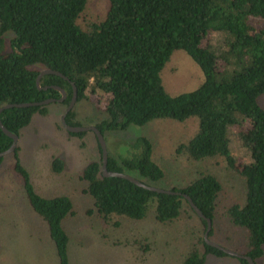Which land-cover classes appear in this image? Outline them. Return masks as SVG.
<instances>
[{"label": "trees", "instance_id": "1", "mask_svg": "<svg viewBox=\"0 0 264 264\" xmlns=\"http://www.w3.org/2000/svg\"><path fill=\"white\" fill-rule=\"evenodd\" d=\"M87 2L0 0V107L59 98L58 90L36 85V76L44 68L67 77L47 73L40 79L41 86L62 87L66 93L63 101L5 108L0 113L1 122L20 137L35 116L52 113L51 104L62 113L72 97L73 85L76 103L92 94L106 97L105 117L95 123L104 137L106 131L123 130L130 124L196 117L197 130L179 142L175 152L192 161L222 157L242 178L243 201L227 205L223 215L244 230L241 252L258 264L264 257V107L258 101L264 92V0H108L101 19L84 21ZM9 31L13 33L10 49L4 51L3 36ZM209 33H218L221 46L203 44ZM176 49L184 50L198 64L204 78L195 89L171 95L160 74ZM65 121L81 125L73 107ZM243 121L248 125L239 129L237 136L251 161L239 167L232 152L231 129ZM56 123L69 136L86 133L68 131L60 119ZM11 142L0 128V151ZM97 145L99 159L87 162L76 173L83 183L82 192L91 200L89 213L107 221L112 216L141 220L150 212L157 222L166 223L189 211L202 223L203 232L191 243L181 264H205L208 254H226L204 241L206 220L184 196L210 218V238L219 216L222 188L215 174L200 171L183 185L167 187L178 194L156 192L126 178L104 176L99 142ZM20 150L17 143L8 170L21 177L27 203L45 224L58 264H75L68 252L71 232L66 226V219L75 217L73 201L69 195L40 192L21 162ZM125 152L108 153L107 169L134 172L132 176L154 186L166 180L165 170L152 156L150 139L136 138ZM3 159L1 156L0 165ZM50 166L53 172L61 173L64 162L54 156ZM239 259L241 264H249L245 258Z\"/></svg>", "mask_w": 264, "mask_h": 264}, {"label": "rangeland", "instance_id": "2", "mask_svg": "<svg viewBox=\"0 0 264 264\" xmlns=\"http://www.w3.org/2000/svg\"><path fill=\"white\" fill-rule=\"evenodd\" d=\"M108 0H88L82 14L84 21L101 19ZM11 31L3 36L4 51L10 49ZM203 44L221 46L218 33H209ZM165 90L175 95L195 89L203 81L198 64L182 49L173 51L161 70ZM264 107V92L258 98ZM106 97L96 94L74 103L75 118L81 125L89 126L105 117ZM52 113L47 117L35 116L23 129L17 143L21 162L29 170L31 180L45 195H69L75 207V217L66 219L71 232L68 244L70 259L75 264H181L191 243L202 234L203 225L189 211L166 223L157 222L153 213L141 220L112 216L104 221L88 212L90 198L82 192L83 183L77 171L92 159H99L98 140L93 131L81 137L69 136L57 128L61 112L51 104ZM57 109V110H56ZM63 112V111H62ZM247 121L231 129L232 152L236 165L241 167L251 161L249 151L239 141L237 131L245 128ZM198 127L194 116L184 121L155 119L145 125L130 124L126 129L105 132L107 152L126 153L125 147L136 138L150 139L152 156L165 170L166 180L157 182L158 187L183 185L200 171L215 174L222 185L218 195L219 216L210 237L222 246L242 253L244 230L235 227L223 215L224 208L243 201L242 178L227 167L222 157H210L201 161L189 160L178 155L177 144L185 141ZM130 150H134L130 148ZM56 156L63 160L61 173L52 171L50 162ZM13 160L12 152L6 154L0 165V264H58L54 246L43 221L30 209L23 192L21 177L8 170ZM130 175H135L130 172ZM114 222H118L114 225ZM200 251L204 249L200 245ZM205 264H241L238 257L225 255L206 256ZM264 264V257L258 261Z\"/></svg>", "mask_w": 264, "mask_h": 264}, {"label": "water", "instance_id": "3", "mask_svg": "<svg viewBox=\"0 0 264 264\" xmlns=\"http://www.w3.org/2000/svg\"><path fill=\"white\" fill-rule=\"evenodd\" d=\"M47 73L57 74V75L65 78V79L67 77L63 73H61L60 71L54 70V69H49V68H44V69L40 70V72L36 76V85L38 86V88H43V89H47L48 87L54 88L61 93V96L59 98L48 97V98H45V99L40 100V101L6 103L0 107V113L3 109L9 108V107H26V106H30V105L49 104V103L54 102V101H60V102L63 101L66 97V93L62 87L57 86V85H50V86H41L40 85L41 77ZM75 101H76V88L73 85L72 97H71L69 103L67 104V106L65 107L64 111L62 112V114L60 116L61 123L70 132H80V131L92 130L96 134L97 140H98L100 148H101V171H102V174L104 176H118V177L126 178V179L134 182L135 184H137L141 187H144V188H147L149 190L156 191V192L169 193V194L180 193V192H176V191H173L171 189H168V188H162V187L154 186L151 184H147L145 182H142L138 178H136L130 174L124 173V172L108 170L107 166H106L107 165L108 152H107L106 141H105V138H104L102 132L95 125H89V126L70 125L65 121V116L68 113V111L73 107ZM0 128L6 135H8L9 137L12 138V142H11V145L9 146V148H7L3 151H0V157H1V156H5L6 154H9V153L14 151V149L17 145V141H18L19 136H18V134L8 130L3 125V123L1 122V119H0ZM184 196L188 200L189 204L191 205L193 210L196 212V214H198V216H200L201 218H204L206 220V228H205V231L203 233V239L207 244L212 245V246L222 250L226 254L233 255V256H236L238 258H245L249 264H255L254 261L249 256L242 254V253H239V252L232 250L230 248H227L225 246H222L219 243L213 241L211 238H209L208 233H209V230L211 228L210 218L206 217L201 212V210L194 204V202L191 200V198L188 195L184 194Z\"/></svg>", "mask_w": 264, "mask_h": 264}]
</instances>
